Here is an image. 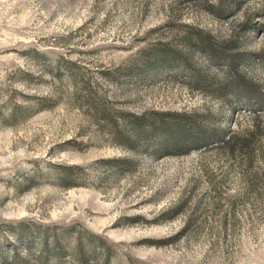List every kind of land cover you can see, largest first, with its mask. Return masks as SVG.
I'll return each mask as SVG.
<instances>
[{
    "label": "rangeland",
    "instance_id": "374dc122",
    "mask_svg": "<svg viewBox=\"0 0 264 264\" xmlns=\"http://www.w3.org/2000/svg\"><path fill=\"white\" fill-rule=\"evenodd\" d=\"M0 264H264V0H0Z\"/></svg>",
    "mask_w": 264,
    "mask_h": 264
}]
</instances>
